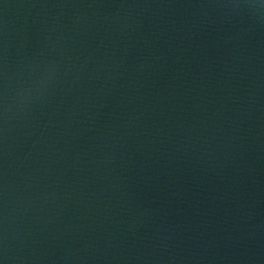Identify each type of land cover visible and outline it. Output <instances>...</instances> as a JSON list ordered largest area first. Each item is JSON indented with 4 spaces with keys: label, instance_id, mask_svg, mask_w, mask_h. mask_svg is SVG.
<instances>
[{
    "label": "water",
    "instance_id": "water-1",
    "mask_svg": "<svg viewBox=\"0 0 264 264\" xmlns=\"http://www.w3.org/2000/svg\"><path fill=\"white\" fill-rule=\"evenodd\" d=\"M0 264H264V0H0Z\"/></svg>",
    "mask_w": 264,
    "mask_h": 264
}]
</instances>
